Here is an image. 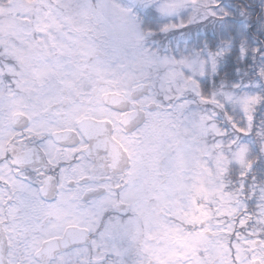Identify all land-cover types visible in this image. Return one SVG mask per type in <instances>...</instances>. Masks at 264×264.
Returning a JSON list of instances; mask_svg holds the SVG:
<instances>
[{
  "label": "snow or ice",
  "instance_id": "snow-or-ice-1",
  "mask_svg": "<svg viewBox=\"0 0 264 264\" xmlns=\"http://www.w3.org/2000/svg\"><path fill=\"white\" fill-rule=\"evenodd\" d=\"M0 264H264V0H0Z\"/></svg>",
  "mask_w": 264,
  "mask_h": 264
}]
</instances>
